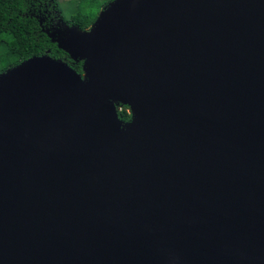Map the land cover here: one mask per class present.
<instances>
[{
    "label": "water",
    "instance_id": "water-1",
    "mask_svg": "<svg viewBox=\"0 0 264 264\" xmlns=\"http://www.w3.org/2000/svg\"><path fill=\"white\" fill-rule=\"evenodd\" d=\"M59 48L82 74H0V264H264V0H113Z\"/></svg>",
    "mask_w": 264,
    "mask_h": 264
},
{
    "label": "trees",
    "instance_id": "trees-1",
    "mask_svg": "<svg viewBox=\"0 0 264 264\" xmlns=\"http://www.w3.org/2000/svg\"><path fill=\"white\" fill-rule=\"evenodd\" d=\"M107 4L91 3L95 10L78 8L70 20H65L58 0H0V74L42 55L60 60L82 74L83 61L70 58L59 44H64L76 31L87 30ZM127 109L123 106L117 110L120 120H130Z\"/></svg>",
    "mask_w": 264,
    "mask_h": 264
},
{
    "label": "rangeland",
    "instance_id": "rangeland-1",
    "mask_svg": "<svg viewBox=\"0 0 264 264\" xmlns=\"http://www.w3.org/2000/svg\"><path fill=\"white\" fill-rule=\"evenodd\" d=\"M94 2L97 5H101L102 3H109V0H58V5L64 19L70 20V18L76 14L78 8L82 10L84 9L86 11L95 10V7H91V3ZM117 104L118 109L123 107L121 103L118 102ZM127 110L129 113H131L129 108Z\"/></svg>",
    "mask_w": 264,
    "mask_h": 264
},
{
    "label": "bare ground",
    "instance_id": "bare-ground-1",
    "mask_svg": "<svg viewBox=\"0 0 264 264\" xmlns=\"http://www.w3.org/2000/svg\"><path fill=\"white\" fill-rule=\"evenodd\" d=\"M136 105L139 107V109H140V116H139V122L141 123L142 122V120H143V118H144V112H143V107L140 105V104H138L137 102H136Z\"/></svg>",
    "mask_w": 264,
    "mask_h": 264
},
{
    "label": "flooded vegetation",
    "instance_id": "flooded-vegetation-1",
    "mask_svg": "<svg viewBox=\"0 0 264 264\" xmlns=\"http://www.w3.org/2000/svg\"><path fill=\"white\" fill-rule=\"evenodd\" d=\"M67 54V53H66ZM68 55V54H67ZM69 56V55H68ZM118 110V109H117ZM129 113V112H128ZM124 122H128V121H124Z\"/></svg>",
    "mask_w": 264,
    "mask_h": 264
}]
</instances>
